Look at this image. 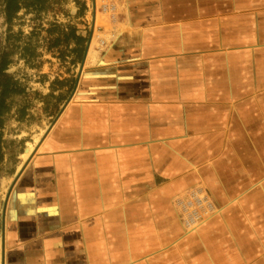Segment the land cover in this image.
<instances>
[{
    "label": "crops",
    "instance_id": "obj_1",
    "mask_svg": "<svg viewBox=\"0 0 264 264\" xmlns=\"http://www.w3.org/2000/svg\"><path fill=\"white\" fill-rule=\"evenodd\" d=\"M100 1L93 5L122 7L124 14L93 15L96 32L111 35L110 46L91 48V55L88 48L72 94L17 169L4 214V264H143L148 249L160 243L149 238L157 224L144 203L147 168L172 179L168 189L175 193L178 181H196L199 150L206 183L220 181L223 189L227 183L237 200L231 213L238 215L235 225L225 221L226 210L219 218L233 242L225 243L223 233L218 257L205 242L204 253L211 264H240L244 241L232 227L246 230L254 222L264 186H254L255 171L245 175L233 167L242 160L224 162L246 145L240 139L231 148L227 138L225 104L236 95L221 89L231 81L227 57L216 71L226 72L227 80L214 79L210 33L198 30L208 19L191 15L192 0ZM186 165L192 172L176 179ZM217 226L207 224L204 233Z\"/></svg>",
    "mask_w": 264,
    "mask_h": 264
},
{
    "label": "rangeland",
    "instance_id": "obj_2",
    "mask_svg": "<svg viewBox=\"0 0 264 264\" xmlns=\"http://www.w3.org/2000/svg\"><path fill=\"white\" fill-rule=\"evenodd\" d=\"M32 2V0H20L19 10L8 23L4 11L5 0H0V67L6 64V68L0 71V83L8 80L15 86V91L6 100L8 110L2 116L3 122L0 128L2 133L0 263L1 215L9 186L18 172L17 169L26 161L22 155L27 148H34L60 111L64 101L72 94L83 57L82 53L78 62L75 54L69 52L74 47L73 44L62 50L64 57L56 50H48L49 31L54 26L65 30L67 26L75 27L76 33L84 38L83 52L90 33L88 48L108 47L111 35L96 32L98 27L96 28L93 15L97 11L111 18L112 15L124 14L122 7L115 8L111 4L98 7L93 5L94 0H40L37 5H33ZM100 2L110 3L109 0ZM191 3L195 5L190 6L191 15L192 13L203 15L208 19L199 25L198 30L210 33L208 41H212L209 51L212 53L210 59L213 63L212 69L216 73L214 79L227 80L226 72L217 74L224 69L225 57L228 58L231 68L228 74V79H231L229 87L221 88L224 94H229L230 91L236 95L234 99L229 97L225 104L229 107L227 138L231 142V148L235 147L240 139L245 143L246 148L243 150L241 147L238 157L234 156L235 151L229 152L231 158L225 157L224 162L230 163L232 158L239 162L242 160L236 166L232 163L233 167L244 168L245 175L247 171L248 173L255 171L254 186L263 187L264 0H192ZM105 27L109 29L111 25L106 24ZM220 56H222L221 60ZM238 119L242 124H239ZM199 153H202L198 159L201 165L194 169L186 165L180 169L181 174L176 176V179H183L193 169L192 173L195 174L196 181L192 183L178 181L175 193H171L168 189L173 185L172 179V181L163 180L161 174L156 172L157 168H147L150 172V180L146 184L147 187L145 185L144 187L150 197L145 199L144 203H148V212H152H149L150 222L157 224L155 230L149 231V238L155 242L157 238L160 243L148 249L143 257V264H207L208 257L204 253V242L213 247L214 259L218 257L223 237L225 243L233 242L231 235L228 236L224 230H228H226V222L230 221L235 225L237 221L238 215L231 213L235 211L234 207L237 204L234 203L237 200L231 197L233 194L227 189L230 188L227 183H223L225 189L218 180L214 187L211 183H206L204 174L206 159L203 150H199ZM218 159L220 160V155ZM153 171L156 172L153 174L154 178L152 177L154 180L151 178ZM230 185H235V182ZM262 190L264 189L258 192L262 193ZM156 195H160V198ZM261 208H263L261 213L255 220H251L254 222L247 226L246 230L232 227L241 238L239 241H247L240 244L241 253H238L242 258L240 264H263L264 206ZM225 210L229 213V217L225 218L226 222L223 224V220L220 221L219 218L223 216ZM106 215L101 210V218L107 217ZM252 217L248 215V218ZM240 218L244 222V216L240 215ZM247 219L245 218L246 222ZM212 222H216L219 227L212 228L208 234L204 233L206 225ZM238 228L240 230L236 231ZM233 237L237 238L236 235ZM234 250L236 249L225 250L224 255L232 254ZM252 251L256 253L251 254ZM208 262L211 264L210 261ZM134 264H139V261ZM214 264L222 263L219 260Z\"/></svg>",
    "mask_w": 264,
    "mask_h": 264
},
{
    "label": "trees",
    "instance_id": "obj_3",
    "mask_svg": "<svg viewBox=\"0 0 264 264\" xmlns=\"http://www.w3.org/2000/svg\"><path fill=\"white\" fill-rule=\"evenodd\" d=\"M33 5H37L40 0H32ZM31 4V5H32ZM28 7V6H26ZM20 0H5L4 11L6 13V21L9 23L12 16L19 10ZM76 28L72 26H67L66 30L64 28L54 26L52 30L49 31L50 39L48 43V50H56L64 57V50L73 44L74 47L70 49V53L75 54L77 61L79 62L83 53V36L76 33ZM53 34V36H51ZM63 50V51H62ZM6 68V64H2L0 71ZM15 91V86L8 80L0 83V128L2 127V116L8 110L6 100ZM1 144H2V133L0 132V162L2 159L1 154Z\"/></svg>",
    "mask_w": 264,
    "mask_h": 264
},
{
    "label": "water",
    "instance_id": "obj_4",
    "mask_svg": "<svg viewBox=\"0 0 264 264\" xmlns=\"http://www.w3.org/2000/svg\"><path fill=\"white\" fill-rule=\"evenodd\" d=\"M90 38H91V33L89 34V37H88L86 45H85V49H84V52H83V57H82V60H81V63H80V67H79V73L82 70V66L84 64V59H85L86 54L88 52ZM75 86H76V83H75ZM23 166L21 167V169L23 168ZM21 169L15 174V176H14V178H13V180H12L10 186H9V189H8V192H7V195L5 197V200H4V203H3V207H2V215H1V263L0 264H4V214H5V208H6V201L8 199V195L10 194V191H11L13 185L15 184L16 180L18 179V177H19V175L21 173Z\"/></svg>",
    "mask_w": 264,
    "mask_h": 264
},
{
    "label": "bare ground",
    "instance_id": "obj_5",
    "mask_svg": "<svg viewBox=\"0 0 264 264\" xmlns=\"http://www.w3.org/2000/svg\"><path fill=\"white\" fill-rule=\"evenodd\" d=\"M89 54H90V55L92 54V50H91V49L89 50ZM25 150H26V149H25ZM31 151H32V147L27 148V150L25 151V153L22 155L23 158H24V160H25V159L27 160V158L30 156Z\"/></svg>",
    "mask_w": 264,
    "mask_h": 264
}]
</instances>
